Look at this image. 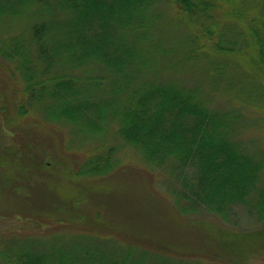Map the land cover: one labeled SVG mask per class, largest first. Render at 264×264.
I'll return each instance as SVG.
<instances>
[{
  "label": "trees",
  "instance_id": "trees-1",
  "mask_svg": "<svg viewBox=\"0 0 264 264\" xmlns=\"http://www.w3.org/2000/svg\"><path fill=\"white\" fill-rule=\"evenodd\" d=\"M247 1L252 8L232 0H166L162 8L161 0H0V27L18 29L0 30V85L8 91L0 132L12 137L0 142V217L40 224L44 213L56 227L70 226L55 243L11 246L8 264H146L135 243L98 244L92 220L100 217L88 210L91 197L103 205L111 192L98 181L115 173L124 146L148 165L146 187L157 181L155 168L166 174L192 232L188 242L172 232L175 244L151 238V253L167 250L154 254L155 264H204L197 257L218 254L232 264L239 258L226 252L247 246L264 256V225L222 226L237 240L225 247L204 239V220L185 216L206 211L228 221L243 205L264 221V146L237 136L249 123L244 110L264 113V0ZM59 123L69 124L72 139L48 133H63ZM42 188L30 203L40 216L3 210Z\"/></svg>",
  "mask_w": 264,
  "mask_h": 264
},
{
  "label": "rangeland",
  "instance_id": "rangeland-1",
  "mask_svg": "<svg viewBox=\"0 0 264 264\" xmlns=\"http://www.w3.org/2000/svg\"><path fill=\"white\" fill-rule=\"evenodd\" d=\"M165 1L166 0H161L159 4L161 8L166 4ZM232 3H234L235 6H244L245 8H252L253 6L252 4L250 5L247 0H232ZM248 11L244 10L241 12L246 17L249 15ZM250 12L252 13L253 11ZM168 15H170V11H166L165 16ZM0 30L5 33L4 35L13 34L18 31V29L15 30L14 27H0ZM1 31L0 36H2ZM2 73L4 72L0 69L1 76ZM5 88L11 89L7 86H5ZM7 94L8 91L2 90L0 85V123L1 116L4 112L3 106L7 105L5 99ZM222 100L223 98L216 97V102L220 103L219 105L221 106L224 103ZM244 113L249 123L238 130V138L250 140L256 147L264 146V125L251 123L254 117L258 118V115L262 116V119H264V113H254V117L249 110H244ZM57 126L59 129L63 130V133H60L56 127L50 129L47 128L48 133L56 135L57 141H60L59 134H64L67 141L72 139L71 136L73 133L69 129V124L59 123ZM3 134L4 132H0V142L3 143L12 139L10 135ZM100 142H102V140H100ZM112 142H114V139L112 136H109V143ZM56 148L59 150V146H56ZM116 156L119 167L116 169L115 173L98 181L99 186L105 187L104 191H111L107 195V199L103 201V205L99 203L102 201L98 196L91 197L90 200V208L88 210L91 213V216L94 217L95 213H97L100 217L97 220H92V222H97L98 224L97 228L93 230V233L103 241H100L98 244L104 246L108 250H110L109 247H119L121 250V248L126 246L124 245L125 243H135L137 245V248L135 249L136 251L140 253L142 251H147L145 257L147 258L146 264H155L157 260L154 257V254L159 253L160 251L163 256L166 257L167 250L158 249V251L151 253L147 248V242L151 241V238L154 239L152 242H167L166 244H175L176 240L179 239H176L172 232L176 231L182 236L180 239L186 242L192 240L190 235L192 232L188 230V227L184 225L181 216L178 215L177 208L173 203L174 193L167 183L166 174L162 172V170L159 171L156 168L152 170L155 175H157L158 172L159 174L157 175V181L156 179L153 181L152 189H150L146 187L148 178L143 171L148 165L142 160L141 156L135 149L127 146L121 147L116 152ZM140 170L143 172L141 173ZM26 192L28 195L25 196L26 199H24L23 206L14 207L10 202V204H6L7 207H3V210L8 209L9 213L15 210L21 212L28 210L29 213L35 214L34 216H40L43 211L39 208L31 211L32 208L30 203L34 202L36 199H42L45 190L43 188L27 189ZM48 194H54L56 196V192H52V190H49ZM6 202L8 203V201ZM17 204L18 203H15V205ZM1 208L2 207H0V209ZM185 216L204 220V224L201 225L205 228V231L202 234L204 235V239H207L206 241L210 243L216 240H221L225 247H227L226 240L231 241L236 239L231 238V235H227L222 231V226L247 232L248 230L264 225V221L258 220L255 216L250 214L248 208L243 205H234L232 207L228 221L206 211L185 214ZM42 219L46 222L41 223ZM85 220L89 221L88 218H85ZM39 221L40 224L32 217H28V219L0 217V264L9 263V258H11L14 253L9 250L11 246L31 243H38L40 247L45 246L46 244L56 242V233L70 231V226L56 227V219L49 214L47 215L43 213ZM73 231L74 230H72V232ZM85 231L87 230L84 227L75 226V232ZM251 242H249V244ZM234 243H237V240ZM255 244L257 245L258 243ZM251 249V246H247L243 250H239L237 253H226L228 255L231 254L230 256L239 258L240 262L235 261L232 264H264V256L261 254V250L250 252ZM122 252L124 251H120V253ZM217 257L218 258H215L214 260H208L202 257H197V259L204 264H222L221 262H223V260L221 254H218ZM185 259L188 260V258Z\"/></svg>",
  "mask_w": 264,
  "mask_h": 264
}]
</instances>
